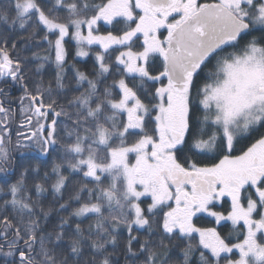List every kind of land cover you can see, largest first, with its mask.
Masks as SVG:
<instances>
[{"label":"snow or ice","instance_id":"6c2138e0","mask_svg":"<svg viewBox=\"0 0 264 264\" xmlns=\"http://www.w3.org/2000/svg\"><path fill=\"white\" fill-rule=\"evenodd\" d=\"M69 36L99 47L71 96ZM48 61L54 84L32 79ZM0 78L27 128L0 101V264H264V0H3Z\"/></svg>","mask_w":264,"mask_h":264},{"label":"trees","instance_id":"16d2710c","mask_svg":"<svg viewBox=\"0 0 264 264\" xmlns=\"http://www.w3.org/2000/svg\"><path fill=\"white\" fill-rule=\"evenodd\" d=\"M2 2H3V0H0V3H2ZM17 27H18V25H17ZM99 29L102 32H107L109 30H112V27H104V26H102V24H99ZM20 32H21V34H26V33L23 32V30H20ZM37 40H39V37H37ZM30 48H31V51L28 53L29 56H31L32 52H36L40 56L47 55V53L44 51L47 48V42H45V41H39L38 45H37L36 41H33V43L30 46ZM66 48H67V51H68V56H67V65L65 66V81H64V83L67 85V89L66 90L68 91V95L71 96L73 94L72 90H75L77 88V85H76L75 80H74L75 73H74V70H73V68L71 66L73 64H75L76 67L79 68L80 71H83L86 74H90L92 72L93 65L95 63V59L93 58V56H89L85 60L76 59L75 56H74V43L71 42L69 39L66 40ZM97 50H99V49L97 48ZM40 62L41 61H39V60H32V62H31V64L29 66L34 69L35 65L37 63H40ZM55 73H56L55 65L51 61H48V62H45V67L41 71V73L39 75L33 76L31 78L32 79L43 78V80L45 81L46 84H47V82L49 80H52L53 84H54ZM108 82L109 83L111 82V77H109ZM86 87H87V84L85 82L83 86L79 87V91H83L84 88H86ZM243 143L244 142H241V144L237 145V152L234 153V154H238V151L241 148ZM54 159H56V154L55 153L52 156H49V157L46 158L44 164L41 167V172L42 173H43L44 170H47V171L51 172V165H52V162H53ZM57 162H59V161L57 160ZM63 171H64L65 175H68V171H67L66 168L63 169ZM79 178L80 177L78 175H75V174L70 177V179L68 181V188H66L64 190V199H67L68 194L71 191L72 185ZM54 180H55V176L53 175L52 176V180L49 181V185ZM106 180L107 179H105V183H106ZM83 195L86 197V194H83ZM33 197H34V193H33ZM51 199H52V196H51V191L49 189V192L46 193L44 197H42V202H43L45 207L48 206L49 201H51ZM61 202H63V201H61ZM73 206H75V204H73ZM224 210H226V208ZM69 211H70V209H69ZM62 214L63 215H67L66 212L62 213ZM50 220H51L52 223H56L58 221V217L56 216L55 213H53V215L51 216ZM83 223H84L85 226H87V224L90 223V220L86 219V220L83 221ZM196 224L199 225V226L209 227V226H213L215 223H214V221L212 219L201 215V216H199L196 219ZM227 225H228L227 223L220 225L219 226L220 231L226 232ZM144 231L145 230H141L142 233ZM126 234H127L126 231L122 229L121 230V235L122 236H126ZM192 242L195 243L196 241H192ZM185 243H188V241H185ZM172 255H173V259L179 258V260H181V261L183 260V256H182V253H181L180 249H175L173 251ZM198 255H199L198 253L195 254V257L193 258V264H195V259H196V257H198Z\"/></svg>","mask_w":264,"mask_h":264},{"label":"flooded vegetation","instance_id":"af4514ba","mask_svg":"<svg viewBox=\"0 0 264 264\" xmlns=\"http://www.w3.org/2000/svg\"><path fill=\"white\" fill-rule=\"evenodd\" d=\"M3 78H0V81H2ZM0 87H4L7 91L8 95L3 96L0 95V101L4 102V107L10 109L9 115L12 117V138L15 140V130L19 129L20 131L27 132V128H20L21 120L23 119V116L21 114V104L18 100L20 95L22 94V90L19 86L13 85L12 88H7L6 85L3 82H0ZM25 105L28 104V101L24 102ZM27 115H31V113H27ZM36 117H33V123L35 122ZM2 202V201H0ZM8 213H11V208H8ZM3 240L0 239V243H2Z\"/></svg>","mask_w":264,"mask_h":264},{"label":"rangeland","instance_id":"374dc122","mask_svg":"<svg viewBox=\"0 0 264 264\" xmlns=\"http://www.w3.org/2000/svg\"><path fill=\"white\" fill-rule=\"evenodd\" d=\"M99 24H102V26H104V27H111V26H109V25L104 24L102 21H101ZM98 27H99V25H98ZM117 27H119V26H117ZM99 31H100V29H99ZM85 32H86V29H85ZM100 32H101V33H105V32H102V31H100ZM65 39H66V40L69 39L71 42L74 43V56H75V51H76V44H75V41L72 40L70 36H69V37H66ZM137 43H139V41H137ZM65 47H66V44H65ZM97 48L99 49L98 46L93 45V46H91V49H90V54H89V56H93L94 59H95V52H96V51H99V50H97ZM66 49H67V48H66ZM89 56H88V57H89ZM75 58H76V59H80V60H85L87 57L80 58V57H76V56H75ZM133 159H134V158H133ZM107 182H108V180H106V183H107ZM245 203H246V202H245ZM142 206H146V205H142ZM225 208H226V210H224ZM229 208H230V200H229L228 197H223V198H221L220 201H216V202H214V210L224 212L225 215L227 214V210H228ZM201 215H202V216H205V217H207V218H210V219H212V220L214 221L213 218L208 217L206 214H200L199 216H201ZM214 223H215V221H214ZM225 223L228 224L227 227H226V232H222V231H220L219 226L222 225V224H225ZM220 225H216V224H214L213 226H209V227H217V230L220 231L221 234H222L223 236H225V237H229V234L231 233L230 239H231L233 242H236L237 234H236V232L233 231V229H232V225H231V222H224V221H222ZM197 226H199V225H197ZM201 227H206V226H201ZM125 231H126V230H125ZM197 240H198V237H197ZM236 255H238V253H237Z\"/></svg>","mask_w":264,"mask_h":264}]
</instances>
